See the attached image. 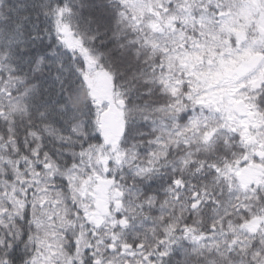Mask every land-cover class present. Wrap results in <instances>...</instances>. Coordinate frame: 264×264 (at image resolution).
<instances>
[{"label": "snow or ice", "instance_id": "6c2138e0", "mask_svg": "<svg viewBox=\"0 0 264 264\" xmlns=\"http://www.w3.org/2000/svg\"><path fill=\"white\" fill-rule=\"evenodd\" d=\"M0 264H264V0H0Z\"/></svg>", "mask_w": 264, "mask_h": 264}]
</instances>
